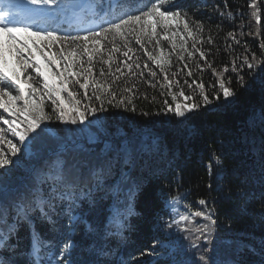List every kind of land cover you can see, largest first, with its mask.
<instances>
[{
  "label": "trees",
  "instance_id": "obj_1",
  "mask_svg": "<svg viewBox=\"0 0 264 264\" xmlns=\"http://www.w3.org/2000/svg\"><path fill=\"white\" fill-rule=\"evenodd\" d=\"M251 1L257 4L255 15L251 14ZM100 2L101 0H96L97 4ZM148 2L149 0H145L146 4ZM176 5L187 11L192 20L203 23L204 32L200 38L205 43L197 44L196 47L205 52L212 67H208V63L200 58L198 52L194 58L185 54L184 61L178 59L181 51L173 48L172 32L183 33L181 24L171 25L167 33L169 40H164L163 31L158 29L151 44L147 42L149 37L144 36L143 40L150 51L155 50V55H159L163 49L168 59L171 53V65L165 67L169 79L179 80L180 84L178 87L174 84L172 89H168L167 82L163 80V73L148 60L143 49L135 42L140 26H124L122 30L130 41L129 47L133 49V52L129 53L132 59L128 61L133 66V73L124 76L115 72L117 65L124 68L123 61L126 59L123 52L127 49L123 47L124 40L120 37L116 38L115 45L120 47L121 51L112 55L111 72L107 65L99 62L94 61L92 67L95 79L111 82L115 76H121V80L117 82L120 98H126V106L135 107L136 111H125L123 107L115 108L105 104L107 111L98 112L95 117H88L93 121L99 118L103 121L102 126L93 125L83 133L71 130L84 128V125L64 124L55 119L47 121V129L52 131L41 135L33 147L34 155L26 161L25 167L16 173L14 190L9 194L10 200L27 196L33 187L40 186V182L46 178L48 182L44 183L42 188L48 190L52 182L50 176L58 166L61 147L70 138L83 147L82 150L63 153V159L67 160L69 165L87 163L89 166L96 163L97 156L104 148V141L118 143L127 136L135 138L138 142L144 134L149 136V143L153 136L160 138L158 150L137 161L135 175L143 181V191L132 202L131 211L117 213L111 224L105 219L104 224L110 235L102 241L96 236H86L83 230H79L73 236L78 244L72 255L75 264H86L88 261H96V264H176L177 260L184 257L182 250L188 248L192 242L178 245L175 249L161 244V240L166 239L164 223L171 216L167 208L170 201L187 204L182 216H194L196 211L208 210L213 218L217 219L215 234L212 236L213 243L208 246L210 249L214 248V251L208 254L213 256L217 264H264V127H261L258 120L259 114L264 111V65L255 70H248L244 64V58L250 59L253 54L258 59H264V48H261V44H264V0H176ZM176 5L169 0L166 6ZM96 23H100L98 16H89L82 22L76 16L75 23L71 25L65 17L59 16L55 21L40 20L33 29L56 28L60 35H85V29L94 27ZM133 27L135 32L132 31ZM229 33H235L236 40L240 43L237 44ZM183 35L186 37V33ZM209 36L213 41L211 44L207 43ZM157 39L160 41L159 45L155 43ZM91 40L90 37L86 45L83 41L71 39L63 43L56 42L50 48H44V51L48 55L56 53L54 60L57 61L60 59L61 53L58 49L61 47L64 49V55L69 51L79 54L84 46L95 47ZM101 43L107 45L108 41L101 37ZM187 44L190 50L195 51L191 48L190 39ZM104 51L107 54L108 48L105 47ZM40 57L46 61L42 55ZM38 62L40 63L39 60ZM135 62L140 63L139 69L135 68ZM145 63L148 68L143 67ZM185 63L188 68L181 71ZM85 67L88 65L85 64ZM225 67L229 69L226 73L223 72ZM233 67L237 71H232ZM101 68L106 73L103 78L99 76ZM149 69L156 71L157 76L149 75ZM188 69L193 72L192 77L187 76ZM29 71L32 72L31 69ZM141 72L143 75H139ZM173 73L177 75L173 76ZM45 74L50 82L57 83L50 74ZM221 75L226 86L237 94L234 103H229L221 97L220 101L207 108L202 107L193 118H185L183 121L167 112L168 105L174 107L176 103L200 104V89L196 86L198 83L204 84L206 94L210 97L214 95L219 91ZM238 75L244 76L246 87H240ZM229 80L231 83H228ZM125 87L131 88V91L124 92ZM179 88H183L187 95L193 96V101H184L182 97L173 101L171 93H178ZM69 90L79 93L77 99L82 101V106L88 103L83 95L84 90L79 89L78 85L70 84ZM92 91L93 85L90 84L89 96ZM62 95L66 102L70 99L66 92ZM128 99L131 104H128ZM165 100L168 105L164 104ZM46 102L45 109L50 112L51 101ZM97 103L95 99L92 100L93 105ZM0 127L4 128L6 137L15 142L7 126ZM23 127L21 125V129ZM100 128L105 131L100 135L99 142L89 143ZM39 131L40 129L37 130ZM29 135L31 137L35 134ZM4 147L7 148V145ZM217 157L220 159L218 166L215 163ZM209 164H212L211 170ZM117 179L118 175L106 177L104 187L94 191L92 195L97 199L105 197L102 201L105 205L112 203L117 197L123 200V194L114 184ZM94 184V180H89L81 187L87 190ZM201 199L206 200L207 204L200 205ZM38 227L52 241L51 248L42 253L45 260L48 254L52 255L53 260H59L61 244L67 235L49 232L41 225ZM21 236L24 237L23 243L27 245V233L22 231ZM195 236L196 234H193L192 240ZM219 242L230 243V246L220 251ZM101 245L105 254L96 255L94 250ZM229 253L233 255L232 258ZM199 254L196 249H189L186 254L189 264H199ZM60 264H63V261H60Z\"/></svg>",
  "mask_w": 264,
  "mask_h": 264
},
{
  "label": "snow or ice",
  "instance_id": "obj_2",
  "mask_svg": "<svg viewBox=\"0 0 264 264\" xmlns=\"http://www.w3.org/2000/svg\"><path fill=\"white\" fill-rule=\"evenodd\" d=\"M168 3L169 0H149L147 4L145 0H101L99 4L96 3V0H81L80 3H75L73 0H19V3L11 6L24 12L27 18L37 22L47 15L55 17L67 11H72L81 22L88 19L89 16H98L100 23L85 29L87 33L85 35H60L56 28L33 29L28 24L15 22L11 11L0 9V110H2L0 125H6L11 136L15 139L14 142L13 139L7 138L4 128L0 127V264H60V261H63V264H75L72 255L77 250L78 244L73 236L79 230H83L86 236H96L103 241L110 235L104 224L105 219L111 224L117 213L122 214L125 210L131 211L132 202L143 191V181L135 175L137 161L158 150L160 143L158 136L151 137L150 143L147 134L142 135L138 142L135 138L127 136L118 143L104 141V148L97 156L96 163L91 166L87 163L69 165L67 160L63 159V153L82 150L83 146L70 138L61 147L57 161L58 166L50 176L52 182L47 191L42 188V185L48 182L46 178L40 182V186L33 187L27 196L20 197L18 200H10L9 194L14 190L13 181L16 173L22 170L26 161L34 155V145L37 144L42 134L52 131L41 128L43 122L55 119L64 124L84 125V128L71 130L83 133L93 125L102 126L103 121L99 118L93 121L88 117H95L98 112L107 111L105 104L115 108L123 107L125 111H136L135 107L126 106V98H120L117 82L121 80V76H115L111 82L95 79L92 67L94 61L99 62L107 65L111 72L112 55L121 51V48L115 45L116 38L120 37L124 40L123 47L127 49L123 52L126 59L123 61L124 68L117 65L115 72L124 76L133 73V66L128 63L132 59L129 53L133 52V49L129 47L130 41L122 30L124 26H140L135 42L143 49L148 60L152 61L163 73V80L167 82L168 89H172L174 84L177 87L180 84L179 80L169 79L165 67V65H171V53L168 59H165L163 49L160 50L159 55H155L154 49L150 51L145 46L144 36L149 37L147 42L151 44L153 38L157 36L158 29H161L163 39L169 40L167 33L171 25L173 23L181 24L186 37L183 34L181 36L185 43L181 46L178 59L184 61L185 54L189 58H194L195 53L198 52L200 58L208 63L205 52L196 47L197 44L205 43L200 38L204 32L203 23L192 20L187 11L176 5V0H172L175 7H167ZM256 7V3L251 4V8L255 9ZM37 10H40L39 16H33L32 14ZM132 31L135 32L136 29L133 27ZM19 33H27L29 37L36 39L31 42L21 41L17 35ZM175 34L173 31L172 35ZM229 35L236 40L235 33H229ZM110 36L111 39H109ZM90 37L92 38L91 43L95 47L84 46L79 54L69 51L67 55L63 54L64 49L61 47L58 49L61 53L60 61L54 60L56 53L48 55L44 51V48H50L56 42L63 43L69 39L83 41L86 45ZM101 37L108 41L107 45L101 43ZM189 39L192 41L191 48L195 51L189 49L187 44ZM41 41H46L44 47H41ZM212 42V38L209 36L207 43L211 44ZM155 43L159 45L160 41L157 39ZM236 43L239 44L240 41L236 40ZM105 47L108 48L107 54L104 51ZM261 48H264V44H261ZM37 52L45 58L49 65L63 62V71L57 73L60 78L59 83L49 81V77L42 71L37 60ZM77 55H79V60H77ZM106 55L107 58H105ZM85 64L88 67H85ZM244 64L248 70H255L264 65V59H258L253 54L250 59L244 58ZM140 67V63L135 62V68L139 69ZM143 67L148 68L149 66L145 63ZM208 67H212V65L208 63ZM184 68H188L187 63L184 64L181 71ZM30 69L32 72L29 71ZM228 71L227 67L223 69L225 73ZM232 71L235 72L237 69L233 67ZM139 75H143V72ZM149 75L156 77L157 73L149 69ZM176 75L177 73H173V76ZM192 75L193 72L188 69L187 76L192 77ZM99 76L102 78L106 76L103 68H101ZM238 80L240 87H246L244 76L238 75ZM185 83L187 84L188 81L186 80ZM228 83L231 81L229 80ZM70 84L78 85L79 89L84 90L83 95L88 103L82 106V101L77 99L79 93L69 90ZM90 84L93 85L91 96L88 94ZM152 86L155 87V85ZM196 86L200 89V104L195 102L176 103L172 107L165 100L164 104L168 105L167 112L183 121L185 118H193L202 107L207 108L214 102L220 101L221 97L229 103L235 102L237 94L226 86L222 75L219 80V91L211 97L204 92L203 83H198ZM129 91L131 88H124V92ZM65 92L70 98L67 102L62 95ZM171 94L173 101L178 97H182L184 101H193L194 99L193 96L187 95L183 88H179L178 93ZM93 99L98 102L96 105L92 104ZM46 100L51 101L50 112L45 111ZM128 104H131L130 99H128ZM4 114L10 119L6 118ZM258 120L261 127H264V111L259 114ZM21 125L24 126L23 129H21ZM38 129H40L39 132H37ZM103 131L105 130L100 128V131L89 140V143L99 142ZM30 133L35 135L30 137ZM4 145H7V148ZM215 163L217 166L220 164L218 157ZM208 167L211 170L212 164H209ZM112 175H118L114 184L123 194V200L117 197L112 203L105 205L102 202L105 197L97 199L92 193L102 189L104 179ZM89 180L95 181L93 187H89L87 190L85 187H81L82 184L86 185ZM199 204L206 205L207 201L201 199ZM73 213L76 214L73 215ZM193 215L202 217L208 223L202 227L197 224L195 229H182L183 231H194L196 236L191 245L182 250L184 257L177 260L176 264H189L186 255L189 249H196L200 253L197 257L199 264H217L213 256L208 254L210 251H214V248L210 249L208 246L213 243L212 229L218 221L213 218L212 214H205L202 211H196ZM188 220L189 216L184 215L180 217V220L174 218L171 222L165 221L164 226L172 228L176 225L178 227L180 221ZM38 225L46 227L49 232L67 235L61 244L59 260H53L51 254H48L47 260H45L42 253L51 248L52 241L40 231ZM22 231L27 233L29 241L27 245L23 243ZM94 251L96 255L105 254L102 245ZM151 254L149 253V255ZM86 264H96V261H88Z\"/></svg>",
  "mask_w": 264,
  "mask_h": 264
},
{
  "label": "rangeland",
  "instance_id": "obj_3",
  "mask_svg": "<svg viewBox=\"0 0 264 264\" xmlns=\"http://www.w3.org/2000/svg\"><path fill=\"white\" fill-rule=\"evenodd\" d=\"M252 3H254V2L251 1V4ZM0 9H2L4 11H11L13 13V19L15 22H18L21 24H28L33 28L32 21H35V20L27 18L26 14L24 12L12 11L6 5L0 6ZM253 13L256 14V11H255V9L251 8V14L253 15ZM39 14H40V11L37 10L32 15L33 16H39ZM56 17H58V15H56L55 17H52V18L55 19ZM45 18H47V16H45ZM67 20L69 22L72 21V17H69V19L67 18ZM175 33H176L175 35H172V37L174 39L175 49H178L179 51H181V46L185 43L184 39L181 38L183 33L181 31L180 32L177 31ZM17 35L21 41L31 42L32 40L36 39L35 37H29L27 35V33H19ZM45 43H46V41H41L40 42L41 47ZM33 47H35V46L33 45ZM165 59H166V56H165ZM37 60L41 61V63H40L41 69L44 72L51 74V76L56 80V82L59 83L60 78H59L57 73L60 71H63V62L61 61L57 66H55L53 64L49 65L48 62L41 59L39 52H37ZM58 61H60V59ZM45 103H47V102H45ZM45 111H46V109H45ZM46 123H47V121L43 122L42 124H46ZM186 205L187 204L185 202L170 201V203L167 204V208L171 212V216L168 217V219L166 221L171 222L174 218L176 220H180V217H182V215L184 213L183 209L186 207ZM203 212L205 214H210V212L208 210H205ZM207 223L208 222L203 220L202 217L189 216V220L188 221H180L178 227L176 225H174L172 228H167L164 226L163 231H164V234L166 236V239H162L161 244L169 245L170 247L175 249V248L179 247L178 245H181V244L185 245L186 243H191L193 234H196V233L194 231H183L182 229H185V228L195 229L197 224H199L202 227ZM214 234H215V230L213 228L212 229V236H214ZM218 245H219V250L222 251L225 247H229L230 243L219 242ZM174 256H175V254H174ZM230 257L232 258L233 255L230 254Z\"/></svg>",
  "mask_w": 264,
  "mask_h": 264
},
{
  "label": "water",
  "instance_id": "obj_4",
  "mask_svg": "<svg viewBox=\"0 0 264 264\" xmlns=\"http://www.w3.org/2000/svg\"><path fill=\"white\" fill-rule=\"evenodd\" d=\"M73 2H75V3H79V1H78V0H73Z\"/></svg>",
  "mask_w": 264,
  "mask_h": 264
}]
</instances>
